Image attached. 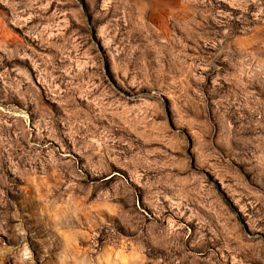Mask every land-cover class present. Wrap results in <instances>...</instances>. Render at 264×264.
<instances>
[{
	"label": "rangeland",
	"instance_id": "obj_1",
	"mask_svg": "<svg viewBox=\"0 0 264 264\" xmlns=\"http://www.w3.org/2000/svg\"><path fill=\"white\" fill-rule=\"evenodd\" d=\"M0 264H264V0H0Z\"/></svg>",
	"mask_w": 264,
	"mask_h": 264
}]
</instances>
